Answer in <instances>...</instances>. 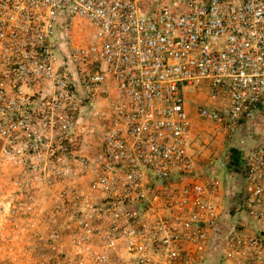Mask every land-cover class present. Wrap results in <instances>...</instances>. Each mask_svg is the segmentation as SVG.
Returning a JSON list of instances; mask_svg holds the SVG:
<instances>
[{"label": "built area", "instance_id": "1", "mask_svg": "<svg viewBox=\"0 0 264 264\" xmlns=\"http://www.w3.org/2000/svg\"><path fill=\"white\" fill-rule=\"evenodd\" d=\"M78 20L88 45L71 36ZM194 89L207 94L199 117L229 135L261 117L264 0H0V233L13 263L192 264L209 249L222 195L188 152ZM237 175L221 264H264V149Z\"/></svg>", "mask_w": 264, "mask_h": 264}, {"label": "rangeland", "instance_id": "2", "mask_svg": "<svg viewBox=\"0 0 264 264\" xmlns=\"http://www.w3.org/2000/svg\"><path fill=\"white\" fill-rule=\"evenodd\" d=\"M92 35L93 28L83 20L76 21L71 29V36L74 42L81 45H88L92 42ZM55 57L56 63L60 64L61 57L58 51L55 52ZM207 102L205 89H194L186 94L185 108L192 124V142L188 152L197 163L200 174L209 175L214 173L217 177L220 185V193L222 195L221 210L224 211V206L228 205L227 201L229 198L227 200L223 199V191H226L228 197H231L234 192L236 193V188H238V193L241 194L245 186L244 181L239 182L237 174L233 175L227 173L225 170L229 158V151L232 147H237L242 151L244 157L245 153L252 149L258 147L264 149V110L261 117L258 119L255 117L252 122L244 124L235 135H229L221 126L207 122L199 117L197 109L201 105L207 104ZM236 199H238L237 196ZM233 217L224 218L226 219V226H223L224 229L219 228L216 234L213 235V242L211 245H213L214 249L217 242L220 243L221 239L234 234L232 230ZM239 217L240 220L245 222L242 216ZM247 230H249V228ZM4 235L8 238L7 242H9L11 235L9 233H4ZM212 249H208V245H206L204 252L201 255L195 256L192 264H221V246L219 245L216 254H214L215 251ZM0 264H14L10 245L9 243L2 242L1 233ZM22 264L30 263L24 259Z\"/></svg>", "mask_w": 264, "mask_h": 264}, {"label": "trees", "instance_id": "3", "mask_svg": "<svg viewBox=\"0 0 264 264\" xmlns=\"http://www.w3.org/2000/svg\"><path fill=\"white\" fill-rule=\"evenodd\" d=\"M243 161V155H242V151L240 149H238L237 147H232L229 151V158H228V162L227 165L225 167V170L227 173L230 174H237L239 172V169L241 167ZM238 188H236V193L234 192L231 197H228L226 191H223L224 195H223V199L227 200L229 198V200L227 201V206H224V211L222 212V217L220 218V227H218L212 234H216L217 230L220 229H224L223 226L225 225L226 219L224 218H232L235 214V209L238 205V199H236V196H238ZM226 226V225H225ZM213 235H212V239H213ZM222 240L220 241V243H216V247L215 249L213 248L212 242L213 240H211L210 243V248L209 249H214L215 253H217L219 245L221 246ZM215 244V243H214ZM212 249V250H213ZM211 250V251H212Z\"/></svg>", "mask_w": 264, "mask_h": 264}]
</instances>
